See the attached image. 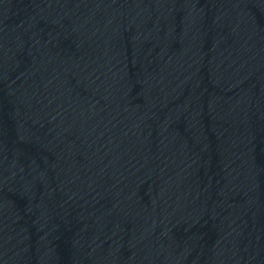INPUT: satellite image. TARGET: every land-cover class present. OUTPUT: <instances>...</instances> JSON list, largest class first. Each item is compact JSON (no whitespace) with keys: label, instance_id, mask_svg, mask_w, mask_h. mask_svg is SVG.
Wrapping results in <instances>:
<instances>
[{"label":"water","instance_id":"1","mask_svg":"<svg viewBox=\"0 0 264 264\" xmlns=\"http://www.w3.org/2000/svg\"><path fill=\"white\" fill-rule=\"evenodd\" d=\"M0 264H264V0H0Z\"/></svg>","mask_w":264,"mask_h":264}]
</instances>
